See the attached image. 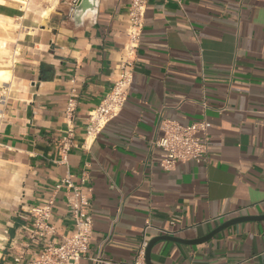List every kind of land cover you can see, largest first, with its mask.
Wrapping results in <instances>:
<instances>
[{
    "label": "crops",
    "instance_id": "0c3cea01",
    "mask_svg": "<svg viewBox=\"0 0 264 264\" xmlns=\"http://www.w3.org/2000/svg\"><path fill=\"white\" fill-rule=\"evenodd\" d=\"M75 1L0 0V264H30L71 233L75 188L92 232L70 264L134 261L146 222L147 243L187 241L264 215V0H148L135 45L130 0L79 12ZM128 63L120 112L88 136V113ZM164 118L206 123L205 161L160 167ZM50 200L55 233L33 242L30 211ZM150 261L264 264V219L200 243L155 241Z\"/></svg>",
    "mask_w": 264,
    "mask_h": 264
},
{
    "label": "built area",
    "instance_id": "2783aa9c",
    "mask_svg": "<svg viewBox=\"0 0 264 264\" xmlns=\"http://www.w3.org/2000/svg\"><path fill=\"white\" fill-rule=\"evenodd\" d=\"M148 0H130L128 19L130 28L129 41L135 45L141 32ZM132 81V72L127 66L123 67L110 91L103 97L99 105L88 113L87 135L96 134L101 127L111 118L116 116L128 94ZM160 135L155 142L162 150L159 165L165 170L174 166L175 161L206 160L207 155V127L204 121L181 124L172 119H161L158 123ZM72 132L68 130L59 142V148L64 154L72 146ZM70 187L69 178L63 180ZM71 212L74 227L71 233L62 237L57 243L44 241L41 251L30 261V264H70L76 262L87 250L92 232V218L87 211V198L82 195L80 189H74L72 199L67 203ZM52 201L46 204L32 207L30 213L33 217L31 224L25 227L28 238L37 242L39 239H47L54 233V227L50 222ZM153 227L146 222L142 229V241L138 255L132 262L107 261V264H146L144 251L147 246L145 234L147 229ZM18 261V258L16 259Z\"/></svg>",
    "mask_w": 264,
    "mask_h": 264
},
{
    "label": "water",
    "instance_id": "95a60500",
    "mask_svg": "<svg viewBox=\"0 0 264 264\" xmlns=\"http://www.w3.org/2000/svg\"><path fill=\"white\" fill-rule=\"evenodd\" d=\"M74 4H75L74 8L76 9L77 12L83 11L84 9H87V8L93 6L92 1H90V0H76ZM255 219H264V215L239 216V217H235V218L229 219V220L223 222L222 224H220L218 227L214 228L212 231H210L206 235H204V236H202L200 238H197V239H193V240L183 241L182 239H177V238H174V237L169 236V235H161V236L154 237L153 239H151L147 243V246L145 248V251H144L145 263L146 264H151V261H150V250H151V247H152V245H153V243L155 241H158V240H177V241L186 242V243H200V242H203V241H206V240L210 239L216 233L222 231L223 229H225V228H227V227H229V226H231L233 224L240 223V222H243V221L255 220Z\"/></svg>",
    "mask_w": 264,
    "mask_h": 264
},
{
    "label": "bare ground",
    "instance_id": "6f19581e",
    "mask_svg": "<svg viewBox=\"0 0 264 264\" xmlns=\"http://www.w3.org/2000/svg\"><path fill=\"white\" fill-rule=\"evenodd\" d=\"M4 72V71H3ZM3 72L2 71H0V76H2L3 75ZM3 78V77H2Z\"/></svg>",
    "mask_w": 264,
    "mask_h": 264
}]
</instances>
